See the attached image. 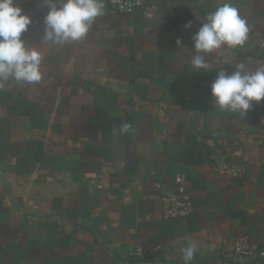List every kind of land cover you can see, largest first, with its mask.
I'll return each mask as SVG.
<instances>
[{
    "label": "crops",
    "instance_id": "0c3cea01",
    "mask_svg": "<svg viewBox=\"0 0 264 264\" xmlns=\"http://www.w3.org/2000/svg\"><path fill=\"white\" fill-rule=\"evenodd\" d=\"M151 1L160 10L148 22L104 0L86 38L58 46L42 41L43 0H16L32 17L22 39L42 51L43 78L0 87V264H124L137 243L184 264L189 241L190 264H230L224 242L264 235V100L242 116L211 96L220 69L264 66L254 44L264 0ZM224 2L246 18L248 39L205 54L210 68L197 70L191 36ZM125 123L134 132L114 136ZM233 148L243 170L230 177L219 165ZM178 172L193 210L164 219L160 195Z\"/></svg>",
    "mask_w": 264,
    "mask_h": 264
},
{
    "label": "clouds",
    "instance_id": "9594fccd",
    "mask_svg": "<svg viewBox=\"0 0 264 264\" xmlns=\"http://www.w3.org/2000/svg\"><path fill=\"white\" fill-rule=\"evenodd\" d=\"M48 12L44 16L42 41L64 46L85 39L95 20L105 11L104 0H43ZM202 20L201 26L191 36L196 52L192 66L208 70L205 54L222 47L243 46L248 39L246 18L231 3L220 4ZM32 24V17L23 12L16 0H0V87L12 80L22 84L39 83L43 78L42 51L22 39ZM192 21L184 27L191 28ZM177 44L181 41L177 40ZM211 96L221 110L239 112L242 116L252 108L253 102L264 100V66L248 70L245 62L235 64V71L217 72L211 83ZM134 132L131 123L113 129V135ZM198 250L195 241L181 249L184 264H190Z\"/></svg>",
    "mask_w": 264,
    "mask_h": 264
},
{
    "label": "built area",
    "instance_id": "2783aa9c",
    "mask_svg": "<svg viewBox=\"0 0 264 264\" xmlns=\"http://www.w3.org/2000/svg\"><path fill=\"white\" fill-rule=\"evenodd\" d=\"M202 0H194L199 3ZM109 12L130 13L139 11L143 17L152 22L160 10L159 3L151 0H108ZM255 45L264 47V40H256ZM241 150L233 148L224 154L219 165V172L226 176H238L243 167L239 163ZM185 175L182 172L174 174L172 182L175 190L165 189L160 195L161 216L164 219H179L187 216L193 210L190 193L185 186ZM159 244L134 245L124 264H172L171 260L161 253ZM221 258L230 264H264V235L254 238L249 232H239L232 240L222 244ZM100 264H118L106 261Z\"/></svg>",
    "mask_w": 264,
    "mask_h": 264
}]
</instances>
